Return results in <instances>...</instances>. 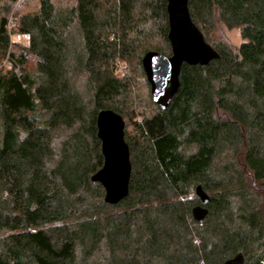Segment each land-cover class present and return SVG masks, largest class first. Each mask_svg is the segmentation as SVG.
I'll use <instances>...</instances> for the list:
<instances>
[{
  "label": "trees",
  "instance_id": "1",
  "mask_svg": "<svg viewBox=\"0 0 264 264\" xmlns=\"http://www.w3.org/2000/svg\"><path fill=\"white\" fill-rule=\"evenodd\" d=\"M31 1L0 0V264H264V0H188L219 57L131 120L117 205L91 182L96 116L135 114L130 69L171 55L166 0ZM223 27L242 43L211 42Z\"/></svg>",
  "mask_w": 264,
  "mask_h": 264
},
{
  "label": "water",
  "instance_id": "2",
  "mask_svg": "<svg viewBox=\"0 0 264 264\" xmlns=\"http://www.w3.org/2000/svg\"><path fill=\"white\" fill-rule=\"evenodd\" d=\"M166 12L171 55L164 56L149 51L141 59L152 101L161 109L168 107L181 87L179 78L183 65L207 66L219 57L193 23L188 0H166ZM96 128L103 165L91 176V182L103 187L105 204L117 205L128 195L132 170L129 145L125 142V122L114 111L101 110L96 116ZM194 195L200 204L192 207L191 216L200 222L208 214L206 207L210 198L201 186H196ZM244 262L245 257L239 253L224 264H245Z\"/></svg>",
  "mask_w": 264,
  "mask_h": 264
},
{
  "label": "rangeland",
  "instance_id": "3",
  "mask_svg": "<svg viewBox=\"0 0 264 264\" xmlns=\"http://www.w3.org/2000/svg\"><path fill=\"white\" fill-rule=\"evenodd\" d=\"M26 0H24L25 2ZM33 4L32 1L29 0V2L24 3L22 6L23 12H28L32 10ZM210 41L214 42H221V41H227L233 46H238L242 43L240 31L239 29H231L227 30L224 27L215 29L212 31V33L208 37ZM18 40L16 36H14L13 41ZM19 41V40H18ZM143 70H139L136 67H133L132 70L130 69L129 74L131 75V78L133 79V90H132V100H133V108L135 114L126 116L125 118V132L127 135L134 132V127L132 126L131 120H139L142 115H146L150 111L151 108H153L154 104L151 101L150 98V90L149 85L146 82L145 76L142 72ZM137 117V118H136ZM254 191L260 196L259 199H257L258 204L262 205L264 207V192L259 188L257 184L254 186Z\"/></svg>",
  "mask_w": 264,
  "mask_h": 264
}]
</instances>
